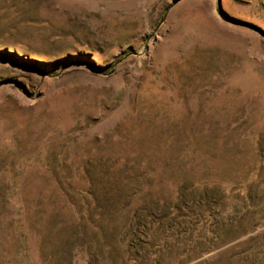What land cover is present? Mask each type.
<instances>
[{
    "label": "rangeland",
    "instance_id": "rangeland-1",
    "mask_svg": "<svg viewBox=\"0 0 264 264\" xmlns=\"http://www.w3.org/2000/svg\"><path fill=\"white\" fill-rule=\"evenodd\" d=\"M0 264H264V0H0Z\"/></svg>",
    "mask_w": 264,
    "mask_h": 264
},
{
    "label": "trees",
    "instance_id": "trees-1",
    "mask_svg": "<svg viewBox=\"0 0 264 264\" xmlns=\"http://www.w3.org/2000/svg\"><path fill=\"white\" fill-rule=\"evenodd\" d=\"M147 216L148 218H150L151 217V219L152 218H154L155 217V214H150V215H148V214H146V212H144L143 214H140V215H138V214H136V218H134V222H135V226H136V230H138V232L140 233V236L142 237L143 235H142V233H143V228H144V221H141L142 219H143V217L144 216ZM134 235L135 234H133V238H134Z\"/></svg>",
    "mask_w": 264,
    "mask_h": 264
}]
</instances>
